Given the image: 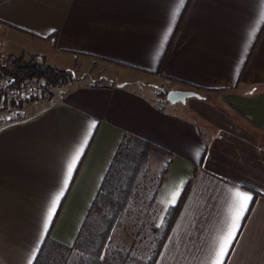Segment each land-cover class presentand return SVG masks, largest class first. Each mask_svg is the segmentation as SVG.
<instances>
[{
    "label": "crops",
    "instance_id": "1",
    "mask_svg": "<svg viewBox=\"0 0 264 264\" xmlns=\"http://www.w3.org/2000/svg\"><path fill=\"white\" fill-rule=\"evenodd\" d=\"M10 54L73 79L0 106V264H33L46 236L74 244L125 134L152 144L147 179L164 172L156 226L186 190L154 264H207L237 187L253 199L225 264H264V0H0V56ZM160 86L201 104L160 101ZM203 104L221 113L199 117Z\"/></svg>",
    "mask_w": 264,
    "mask_h": 264
},
{
    "label": "trees",
    "instance_id": "2",
    "mask_svg": "<svg viewBox=\"0 0 264 264\" xmlns=\"http://www.w3.org/2000/svg\"><path fill=\"white\" fill-rule=\"evenodd\" d=\"M5 76L17 85L25 78H35L42 84L41 94L46 97L52 95L53 88L73 79L67 70L25 59L22 54H10L0 65V78ZM6 95V90L0 89V102ZM151 146L136 136L123 135L74 244L65 246L46 236L33 264H154L179 213L186 190L176 205L166 209L160 225L154 227L153 244L144 257L134 258L129 251L116 245L113 237L117 229L124 227L133 200L141 198L138 188L147 180L150 171L148 151ZM154 195L155 191L150 195V203L158 207ZM155 211L157 217V208Z\"/></svg>",
    "mask_w": 264,
    "mask_h": 264
},
{
    "label": "rangeland",
    "instance_id": "3",
    "mask_svg": "<svg viewBox=\"0 0 264 264\" xmlns=\"http://www.w3.org/2000/svg\"><path fill=\"white\" fill-rule=\"evenodd\" d=\"M7 57V56H6ZM25 59L35 60L34 57H24ZM39 61V60H36ZM35 80V78H32ZM42 82V80H40ZM42 84L38 87L33 93L29 96L39 95L41 94ZM160 92H157V95L160 98V101L165 100V96L163 94L164 91L167 92L165 86H160ZM165 93V92H164ZM46 97V96H42ZM27 100V99H26ZM26 100H18L17 98L13 97L12 95L8 94L4 96L0 102L1 107H9L19 103V101L24 102ZM187 101L193 102L195 105L201 104L200 100L196 99L195 97H190ZM213 107L214 112L217 114V111L220 112V109L216 106V104L211 105ZM198 111L200 112L199 117H209L212 118L213 112L212 108L208 109L205 105L196 106ZM203 107V108H202ZM212 110V111H213ZM221 113V112H220ZM201 121V119H199ZM223 125L227 126V122H219ZM150 178V179H149ZM144 183L146 188L139 187L138 192L141 195L140 199L133 200V206L130 208V214L125 218V225L124 227L117 229L114 232V240L116 245L126 249L131 253L134 258H142L146 255V252L153 244V238L155 236L154 227L155 222H157V217L155 214V205L150 203V195L152 194L156 182L157 177L154 173L150 174V177Z\"/></svg>",
    "mask_w": 264,
    "mask_h": 264
},
{
    "label": "snow or ice",
    "instance_id": "4",
    "mask_svg": "<svg viewBox=\"0 0 264 264\" xmlns=\"http://www.w3.org/2000/svg\"><path fill=\"white\" fill-rule=\"evenodd\" d=\"M185 0H179V4L182 6ZM176 13H173V20L175 19ZM54 31V30H53ZM171 32V29L168 30ZM168 39L167 34L164 36V40ZM96 127L95 122L92 123L89 129V136L91 135V130ZM88 136L85 137L84 144L87 145ZM84 153V148L81 147L72 158L71 162L68 164L67 175L64 179L63 186L61 190L56 194L51 207L49 208L48 215L43 224L44 234L48 233L50 226H53V218L56 216L58 218L57 209L62 207L61 200L64 198V191L67 189L70 180L73 177L74 170H76L77 163L80 162L81 155ZM199 155V153L197 154ZM177 196H173L172 203L175 202ZM253 197L250 193L241 191L237 187L232 191V215L227 221V227L224 234L220 237L219 243L217 244L214 252H212L208 258L207 264H225V258L229 255V249L232 247V242L236 238V233L239 230L240 221L243 219L244 214L248 210V205L251 203ZM103 259V256L101 257Z\"/></svg>",
    "mask_w": 264,
    "mask_h": 264
},
{
    "label": "built area",
    "instance_id": "5",
    "mask_svg": "<svg viewBox=\"0 0 264 264\" xmlns=\"http://www.w3.org/2000/svg\"><path fill=\"white\" fill-rule=\"evenodd\" d=\"M7 60L6 56H0V65L4 64ZM41 86V83L32 78H25L20 84H13L12 79L8 76L0 78V89L6 90V92L18 100H26L29 95Z\"/></svg>",
    "mask_w": 264,
    "mask_h": 264
},
{
    "label": "water",
    "instance_id": "6",
    "mask_svg": "<svg viewBox=\"0 0 264 264\" xmlns=\"http://www.w3.org/2000/svg\"><path fill=\"white\" fill-rule=\"evenodd\" d=\"M190 97L201 98V94L194 90L171 89L166 92L165 99L169 104L185 103Z\"/></svg>",
    "mask_w": 264,
    "mask_h": 264
}]
</instances>
